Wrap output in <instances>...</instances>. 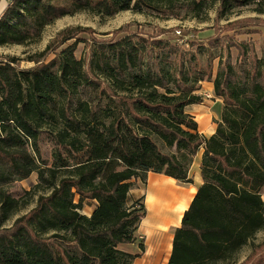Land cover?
Here are the masks:
<instances>
[{
  "label": "trees",
  "instance_id": "16d2710c",
  "mask_svg": "<svg viewBox=\"0 0 264 264\" xmlns=\"http://www.w3.org/2000/svg\"><path fill=\"white\" fill-rule=\"evenodd\" d=\"M218 3L220 17L251 4L264 13V0H11L0 16V48L35 43L47 26L81 12L205 21ZM77 45L42 62L50 43L32 69H19L17 57L0 61V228L22 208L6 185L37 172L49 190L29 215L0 229V264H134L145 253L138 232L147 208L145 196L133 200L131 190L149 172L193 183L202 148L203 183L175 229L167 264H236L264 230V58L235 44L242 50L236 62L216 56L213 79L201 47L186 52L166 39L128 34L95 43L87 69ZM204 81L223 100L210 137L187 110L203 102L197 91ZM47 131L57 145L52 166L39 146ZM87 201L96 202L90 215ZM138 241L137 253L124 250Z\"/></svg>",
  "mask_w": 264,
  "mask_h": 264
},
{
  "label": "rangeland",
  "instance_id": "374dc122",
  "mask_svg": "<svg viewBox=\"0 0 264 264\" xmlns=\"http://www.w3.org/2000/svg\"><path fill=\"white\" fill-rule=\"evenodd\" d=\"M218 7L219 3L208 10L207 14L203 16L205 21L193 18L164 20L155 13L138 14L131 11L121 12L110 18L81 12L58 19L52 25L47 26L41 39L35 43L1 47L0 61H6L10 57H17L20 59L16 64L19 69H32L38 65L35 61H32V58L37 59L38 55L50 43H52V49L42 59V62H51L64 47L78 41L75 54L78 59L84 61L85 68L88 69L95 43L107 42L128 34H135L145 38L155 36L158 39H166L173 45H179L186 52L200 53L199 47H201L207 54L204 56L200 55L202 64L206 66L207 59L212 58L214 79L221 57L225 60L227 56H231V61L236 62L237 56L242 50L237 48L235 44H246L251 49L252 56L264 58V13L255 12L256 4L236 8L227 18L220 17ZM65 30L70 31L63 34V36L72 33L75 35L67 43L60 45L59 43L63 37L61 33ZM207 82L212 81L202 82L201 87L202 84ZM201 87L197 91L198 94H200ZM205 94L200 95L203 98ZM222 111L223 108L221 115ZM39 146L43 160L47 162V166H52L55 161L54 152L57 149V145L48 131L41 134ZM27 150L31 158H36L31 146H27ZM146 184L141 181L135 184L134 188H138L140 191L135 190L133 195H131L133 200L145 196L144 188ZM6 189L20 202L22 208L0 228L2 230L10 229L19 218L29 215L36 208L39 196L49 193L47 184L43 183V185H40L37 172L29 173L26 178L6 185ZM95 206V201H87L83 212L90 215ZM138 234L140 237H144L145 250L150 243L154 246L155 236L152 238V233L148 229L140 226ZM138 244L139 241L134 244H124L123 248L125 251L137 253L139 251ZM166 247L168 246L166 245ZM162 253L164 256L161 264L166 261L165 258L168 256L167 251L164 250ZM263 257L264 230L260 231L250 244L239 251L235 261L237 262L236 264H255ZM143 259L144 257L136 260L134 264H142ZM218 264H232V262Z\"/></svg>",
  "mask_w": 264,
  "mask_h": 264
},
{
  "label": "crops",
  "instance_id": "0c3cea01",
  "mask_svg": "<svg viewBox=\"0 0 264 264\" xmlns=\"http://www.w3.org/2000/svg\"><path fill=\"white\" fill-rule=\"evenodd\" d=\"M7 5H8V0H0V16L7 8ZM205 93L210 94L212 96V99L209 100L203 97L204 100L202 103L190 105L188 106L187 110L188 113L194 116L195 120L197 121L199 125L200 133L204 134L207 137H210L215 134L218 126V122L221 120V110L223 108V100L215 96L213 82H207L205 84H202L200 94L203 95ZM203 153H204V149L202 148L194 158V163L190 170L191 177L193 178V183L183 184L178 182L176 179L168 177L163 174H157L153 172L148 173L147 184L145 185L144 188L146 208L148 210H147V216L143 219L141 226L145 227V229H148L152 233V238L154 236V233H156V230L154 228H148L145 224V220H147L148 215L150 214L152 207L155 203V200H159L160 203H164L165 200L167 201L168 196L172 194L176 197L175 207L179 205L181 201L187 197H189V201L188 204L183 208L181 217L178 220V222L172 225L169 224V231H168L169 234L167 235V241L165 239L163 250L161 248H160L161 250H159L158 248L157 250L154 249L153 244L150 243L148 247L146 246L147 247L145 250L146 253H144L141 257L137 258L136 260L144 257L142 263L147 261L146 264H161L164 256L163 253L161 252L165 250L167 251L168 256L167 258H165L166 261L163 264L168 263L172 251V240L174 234L173 232L177 227L181 225L185 211L190 206L195 194L197 193L198 188L203 183L201 170H200ZM135 190L140 191L138 188L136 189L134 188L131 190V195H133ZM165 193H166V199L164 197ZM167 226L168 225H166V227ZM166 245L168 247H166ZM153 254L154 256L150 258L151 255Z\"/></svg>",
  "mask_w": 264,
  "mask_h": 264
},
{
  "label": "bare ground",
  "instance_id": "6f19581e",
  "mask_svg": "<svg viewBox=\"0 0 264 264\" xmlns=\"http://www.w3.org/2000/svg\"><path fill=\"white\" fill-rule=\"evenodd\" d=\"M164 197L166 199V193ZM188 201L189 197L183 199L181 203L175 207L176 197L172 194L168 196L167 201L165 200L164 203H160L159 200H155L152 210L148 215L147 220H145L146 226L154 228L156 230V233H154L155 237L153 236L155 241V244L153 246L154 249L157 250L158 248L159 250H163L165 239L167 241V235L169 234V224L172 225L178 222L181 217L183 208L188 204ZM166 225L168 226L166 227ZM153 256L154 254L151 255L150 258H152ZM146 262L147 261L142 264H146Z\"/></svg>",
  "mask_w": 264,
  "mask_h": 264
},
{
  "label": "built area",
  "instance_id": "2783aa9c",
  "mask_svg": "<svg viewBox=\"0 0 264 264\" xmlns=\"http://www.w3.org/2000/svg\"><path fill=\"white\" fill-rule=\"evenodd\" d=\"M11 0H8V4H9V2H10ZM205 99H212V96L210 95V94H205Z\"/></svg>",
  "mask_w": 264,
  "mask_h": 264
}]
</instances>
